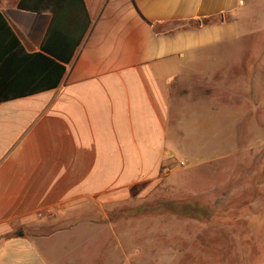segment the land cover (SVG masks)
Masks as SVG:
<instances>
[{"label":"crops","instance_id":"obj_1","mask_svg":"<svg viewBox=\"0 0 264 264\" xmlns=\"http://www.w3.org/2000/svg\"><path fill=\"white\" fill-rule=\"evenodd\" d=\"M0 14L15 34L0 32V264H133L144 234L117 210L157 200L186 140L197 158L228 150L230 108H264L261 10L0 0ZM46 58L57 83L54 63L36 73Z\"/></svg>","mask_w":264,"mask_h":264},{"label":"rangeland","instance_id":"obj_2","mask_svg":"<svg viewBox=\"0 0 264 264\" xmlns=\"http://www.w3.org/2000/svg\"><path fill=\"white\" fill-rule=\"evenodd\" d=\"M245 2L261 10L264 28V0ZM228 111V150L227 142H213L224 153L197 158L186 140L189 162L178 161L151 194L157 200L117 210L115 217L134 218L144 234L136 237L133 264H264V108ZM192 143L208 148L205 139Z\"/></svg>","mask_w":264,"mask_h":264},{"label":"trees","instance_id":"obj_3","mask_svg":"<svg viewBox=\"0 0 264 264\" xmlns=\"http://www.w3.org/2000/svg\"><path fill=\"white\" fill-rule=\"evenodd\" d=\"M59 1L61 2V0H59ZM73 1L74 0H64V2H68L70 4H72ZM210 21L211 22L217 21V18H206V19L202 20V23H208ZM0 32H3V36L15 37V34L13 33V31L11 30V27L7 24V22L3 18L2 14H0ZM57 35H58L57 31H55L53 29H49L48 34H47L45 41H44V44H43V48L45 49L47 47V44H49L48 42L50 41V39L52 37H56ZM35 55L41 56L40 53H37ZM28 56L32 57L34 55L28 54ZM45 60H46L45 61L46 63L43 62L41 59H38V61L36 62V66H37L36 67V71H37L36 73H38V75L45 74V72L47 70H49L48 67H50L51 64L54 63L55 65L52 67L51 71L52 70L54 71V67L55 68L57 67V69L54 71V77H55L54 83H57L61 77V74L63 72L64 67L57 65V63L53 62V60H51L49 58H46ZM44 86H46V85H44ZM44 86H42V87H44Z\"/></svg>","mask_w":264,"mask_h":264},{"label":"built area","instance_id":"obj_4","mask_svg":"<svg viewBox=\"0 0 264 264\" xmlns=\"http://www.w3.org/2000/svg\"><path fill=\"white\" fill-rule=\"evenodd\" d=\"M180 165H185V161L184 160H180Z\"/></svg>","mask_w":264,"mask_h":264}]
</instances>
